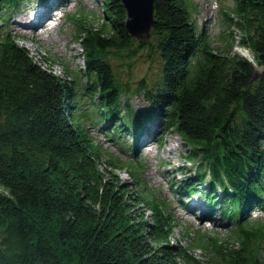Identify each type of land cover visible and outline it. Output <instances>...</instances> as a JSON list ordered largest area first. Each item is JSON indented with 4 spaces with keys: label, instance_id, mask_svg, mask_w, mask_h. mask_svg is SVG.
Returning a JSON list of instances; mask_svg holds the SVG:
<instances>
[{
    "label": "trees",
    "instance_id": "trees-1",
    "mask_svg": "<svg viewBox=\"0 0 264 264\" xmlns=\"http://www.w3.org/2000/svg\"><path fill=\"white\" fill-rule=\"evenodd\" d=\"M24 2L0 0V264H264V223L249 216L264 210V0H232L222 12L252 61L215 51L189 0H154L144 43L125 29L121 2L103 0L100 25L70 18L84 64L71 81L6 30ZM142 55L155 61L156 79L132 76ZM140 92L148 107L137 112L131 98ZM156 121L189 147L191 165L171 186L202 196L209 221L219 209L232 242L173 243L169 206L141 193L133 165L113 162L91 136L105 125L118 145L132 137L121 146L133 152ZM122 169L133 183L113 171ZM194 247L207 256L195 257Z\"/></svg>",
    "mask_w": 264,
    "mask_h": 264
},
{
    "label": "rangeland",
    "instance_id": "rangeland-1",
    "mask_svg": "<svg viewBox=\"0 0 264 264\" xmlns=\"http://www.w3.org/2000/svg\"><path fill=\"white\" fill-rule=\"evenodd\" d=\"M55 1L57 0H48L43 4L40 0H27L10 17L6 30L16 37L17 43L26 48L36 61L44 64L54 74L71 81L74 73L84 69V64L82 50L75 38V23L70 18L77 19L83 14L91 25H100L103 19V0H63L60 6H57ZM189 1L195 24L199 29H203L215 51L223 52L231 48L232 54H239L252 61V52L239 46V31L235 26H229L222 15L223 11L232 6V0ZM39 8L45 9L47 14L42 25L30 29L23 22ZM245 54H249L251 58H247ZM66 70L69 72L67 76ZM115 70L118 71L119 68L115 67ZM131 73L135 80L144 76L154 80L157 73L156 63L148 61L146 55H142L134 61ZM84 85L85 79L80 81L76 88L80 90ZM131 105L137 112H142L148 107L142 92L132 96ZM157 123L159 122L156 121L157 127L150 135L140 137V144L134 147L133 152L121 146L122 143L126 146L134 145L132 137L121 136V144L118 145L103 133L105 125L91 129V136L95 143L110 155L113 162L121 161L133 165L137 171L136 180L141 193L151 191L169 206L170 213L177 222L172 236L173 243L177 241L184 247L206 245L214 237H217L219 242H232L235 239L233 226L231 222L222 219L219 209L210 214L209 221L207 217L210 211L202 196L188 198L171 186V182L174 181L173 184L178 186L184 179L178 168L186 167L188 170L191 165L185 161V152L189 147L174 131H167L164 125L159 126ZM139 165L142 168H139ZM113 171L125 183H133L134 179L127 169ZM249 216L254 221L264 223L263 209L252 208ZM196 233L199 234L195 235ZM193 254L198 259L207 256L200 247H194Z\"/></svg>",
    "mask_w": 264,
    "mask_h": 264
},
{
    "label": "water",
    "instance_id": "water-1",
    "mask_svg": "<svg viewBox=\"0 0 264 264\" xmlns=\"http://www.w3.org/2000/svg\"><path fill=\"white\" fill-rule=\"evenodd\" d=\"M126 13L125 29L138 42H147L153 26L154 0H119Z\"/></svg>",
    "mask_w": 264,
    "mask_h": 264
},
{
    "label": "bare ground",
    "instance_id": "bare-ground-1",
    "mask_svg": "<svg viewBox=\"0 0 264 264\" xmlns=\"http://www.w3.org/2000/svg\"><path fill=\"white\" fill-rule=\"evenodd\" d=\"M46 14H47V12L45 9L39 8L38 10H36L33 13V15L30 18H27L26 21L23 22V24L25 26H28L30 29H34L35 27L42 25V21H43ZM245 56L247 58H251L249 54H245Z\"/></svg>",
    "mask_w": 264,
    "mask_h": 264
}]
</instances>
